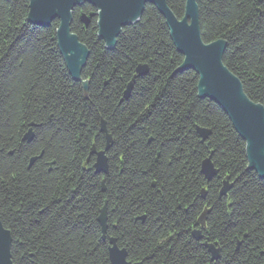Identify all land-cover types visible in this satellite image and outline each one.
I'll return each mask as SVG.
<instances>
[{
    "label": "trees",
    "instance_id": "1",
    "mask_svg": "<svg viewBox=\"0 0 264 264\" xmlns=\"http://www.w3.org/2000/svg\"><path fill=\"white\" fill-rule=\"evenodd\" d=\"M30 1L0 0V221L14 264H111L110 239L132 264H264V179L248 169L224 109L199 97L196 73L180 70L184 58L158 9L146 5L107 48L97 17L88 28L80 21L97 10L75 8L72 30L90 52L76 81L58 21L29 23ZM196 3L204 43L226 41L224 65L264 107V0ZM168 4L184 18L186 0ZM140 66L148 74L126 99ZM102 122L112 137L108 175L96 173L91 155L106 149ZM198 129L211 135L203 141ZM210 157L219 174L208 182L201 168ZM205 244L220 250L218 260Z\"/></svg>",
    "mask_w": 264,
    "mask_h": 264
},
{
    "label": "water",
    "instance_id": "2",
    "mask_svg": "<svg viewBox=\"0 0 264 264\" xmlns=\"http://www.w3.org/2000/svg\"><path fill=\"white\" fill-rule=\"evenodd\" d=\"M85 3L91 4L96 14H81V23L88 28L97 17L98 37L104 41L107 48H114L117 38L125 27L134 25L143 16L146 5L155 6L166 21L171 40L177 51L183 56L181 71L191 70L198 77V95L201 99H210L220 105L231 119L234 128L246 144L248 169L264 179V107L249 99L241 81L225 65L224 54L227 43L218 40L210 44L204 43L201 34L199 9L196 0H186L185 16L178 19L169 8L168 0H31L29 6V23L51 27L58 21L56 33L58 48L71 76L80 81L83 69L89 59L88 48L73 32L74 10ZM137 75L129 84L124 96L131 95L135 80L148 74L147 66H140ZM85 95L88 93V82L83 83ZM101 131L106 135L107 146L104 151H92L96 162L94 169L98 174L108 175L107 152L112 144V137L108 134L106 124L102 122ZM203 141L211 135L209 130L198 129ZM33 134L26 137L31 140ZM202 174L208 182L213 181L219 174L214 167L211 157L202 163ZM230 178L223 181L221 195L225 196L231 190ZM206 192L203 193V196ZM107 208L100 214L104 237L107 233ZM204 216L200 223L204 224ZM197 240L202 239L201 231L193 232ZM109 259L111 264H132L128 262L125 249H120L115 239H110ZM12 236L0 221V264H14L12 260ZM212 260H218L220 250L212 244H205ZM141 264V263H137Z\"/></svg>",
    "mask_w": 264,
    "mask_h": 264
},
{
    "label": "flooded vegetation",
    "instance_id": "3",
    "mask_svg": "<svg viewBox=\"0 0 264 264\" xmlns=\"http://www.w3.org/2000/svg\"><path fill=\"white\" fill-rule=\"evenodd\" d=\"M201 225H202V224H201ZM203 225H204V224H203ZM203 225H202V226H203Z\"/></svg>",
    "mask_w": 264,
    "mask_h": 264
}]
</instances>
